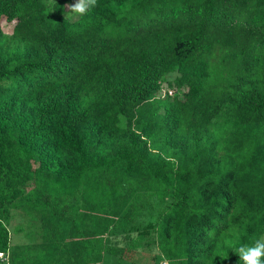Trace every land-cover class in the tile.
I'll return each mask as SVG.
<instances>
[{
	"label": "trees",
	"instance_id": "16d2710c",
	"mask_svg": "<svg viewBox=\"0 0 264 264\" xmlns=\"http://www.w3.org/2000/svg\"><path fill=\"white\" fill-rule=\"evenodd\" d=\"M70 2L0 0V254L14 209L59 243L75 203L108 230L160 192L149 227L170 264H239L264 238V0H97L81 32ZM173 72L198 120L191 95L158 97ZM106 234L82 241L84 264H103Z\"/></svg>",
	"mask_w": 264,
	"mask_h": 264
},
{
	"label": "rangeland",
	"instance_id": "374dc122",
	"mask_svg": "<svg viewBox=\"0 0 264 264\" xmlns=\"http://www.w3.org/2000/svg\"><path fill=\"white\" fill-rule=\"evenodd\" d=\"M59 1L44 0L52 10ZM74 2L75 0H71L69 4ZM99 11L100 9H97L88 15H68L73 22H76L73 29L81 32L87 25L94 24L98 20ZM3 26L9 34L15 23L10 25L4 22ZM179 75V72H173L167 77L158 96L160 99L184 101L186 94L191 95L189 88H184V93L178 87L176 78ZM171 92L173 94H170ZM189 97L192 98L184 101L185 103L192 101L189 118L198 120V103L202 98L199 99L195 95ZM171 202V198L163 197L160 192L140 193L130 203L126 219L122 220V224H118L117 227L112 226L108 230H105L106 226H102V223L98 221L91 223L89 212L83 208L84 206L75 203L71 213L75 214L78 220L80 219L81 228L77 234L71 230V227L69 231L67 228L60 230L59 243L46 239L42 220L43 212L35 209L29 212L26 209H29L30 204L14 209L9 223L11 234L9 253L0 255V264H29V261H33L37 255L41 254L52 257V264H84L82 241L105 232L107 236L103 264H170L159 248L161 242L159 227L155 225L156 228L152 229L149 226L158 224L168 211ZM134 215L136 217H133Z\"/></svg>",
	"mask_w": 264,
	"mask_h": 264
},
{
	"label": "clouds",
	"instance_id": "9594fccd",
	"mask_svg": "<svg viewBox=\"0 0 264 264\" xmlns=\"http://www.w3.org/2000/svg\"><path fill=\"white\" fill-rule=\"evenodd\" d=\"M96 4L97 0H75L65 7L67 15H84ZM235 254L239 257V264H264V238L257 239L252 245L238 246Z\"/></svg>",
	"mask_w": 264,
	"mask_h": 264
},
{
	"label": "built area",
	"instance_id": "2783aa9c",
	"mask_svg": "<svg viewBox=\"0 0 264 264\" xmlns=\"http://www.w3.org/2000/svg\"><path fill=\"white\" fill-rule=\"evenodd\" d=\"M170 94H173V92H171Z\"/></svg>",
	"mask_w": 264,
	"mask_h": 264
}]
</instances>
